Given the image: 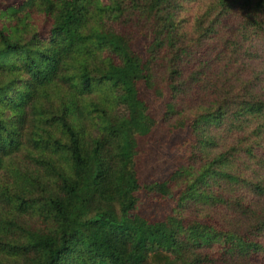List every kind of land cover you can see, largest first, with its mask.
<instances>
[{"label": "trees", "instance_id": "trees-1", "mask_svg": "<svg viewBox=\"0 0 264 264\" xmlns=\"http://www.w3.org/2000/svg\"><path fill=\"white\" fill-rule=\"evenodd\" d=\"M158 124L186 155L141 182ZM0 264H264V0L1 8Z\"/></svg>", "mask_w": 264, "mask_h": 264}, {"label": "rangeland", "instance_id": "rangeland-1", "mask_svg": "<svg viewBox=\"0 0 264 264\" xmlns=\"http://www.w3.org/2000/svg\"><path fill=\"white\" fill-rule=\"evenodd\" d=\"M23 0H0V9L8 3L16 2L18 6ZM37 25H41V20L35 17ZM47 27V26H46ZM148 42L146 37L135 40L132 48L139 52H144ZM141 96L150 106V114L159 119L162 115L165 100H157L152 93L141 88ZM189 140L187 131L168 133V131L158 124L151 134L146 138H141L139 142V156L137 170L141 182H154L166 179L172 170L179 166L186 155L185 142ZM173 203L170 200L158 201L157 199L144 196L140 202L139 212L141 215L151 219L160 220L167 215Z\"/></svg>", "mask_w": 264, "mask_h": 264}]
</instances>
